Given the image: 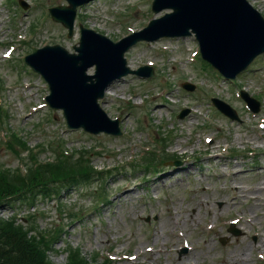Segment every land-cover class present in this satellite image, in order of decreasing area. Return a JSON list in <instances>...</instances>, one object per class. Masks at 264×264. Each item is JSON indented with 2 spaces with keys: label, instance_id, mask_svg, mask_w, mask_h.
<instances>
[{
  "label": "rangeland",
  "instance_id": "374dc122",
  "mask_svg": "<svg viewBox=\"0 0 264 264\" xmlns=\"http://www.w3.org/2000/svg\"><path fill=\"white\" fill-rule=\"evenodd\" d=\"M19 1L26 2L28 9ZM249 1L264 16V0ZM151 2L92 0L78 8L70 38L48 12L50 6L66 0H0V102L9 113L2 128L18 132L30 148L39 150L42 160L56 159L60 146L54 141L61 139L68 152L93 151L96 168L111 170L97 183L61 190V203L42 197L34 206L15 201L1 207L0 216L8 220L17 213L19 221L27 223L25 216L35 213L39 230L34 232L44 237L65 229L48 253L55 264H64L74 247L89 264H176L182 259L186 261L178 264H233L229 257L235 258V250L243 247L247 261L241 264H264V248L251 249L264 240V55L233 82L197 57L194 36L138 43L126 53L128 65L136 69L152 64L155 76L128 75L113 83L100 100L109 117L120 119L123 134L118 137L68 129L62 111L46 105L47 84L22 60L49 44L74 51L80 24L119 40L165 13L155 14ZM11 48L10 56H5ZM183 82L195 89L187 91ZM241 89L261 102L258 113L247 108ZM212 97L229 103L240 120L216 111ZM163 134L170 144L162 154H176L180 164L166 163L151 174L131 169L129 165L141 160L134 158L150 144L157 147L154 139L161 141ZM21 154L26 158L27 151ZM0 164L23 167L20 155L3 140ZM163 176L167 178L159 180ZM103 184L110 201L95 206ZM126 189L132 192L125 193ZM76 216L81 218L73 221ZM233 220L238 234L229 230ZM135 255L139 258L130 260Z\"/></svg>",
  "mask_w": 264,
  "mask_h": 264
},
{
  "label": "water",
  "instance_id": "95a60500",
  "mask_svg": "<svg viewBox=\"0 0 264 264\" xmlns=\"http://www.w3.org/2000/svg\"><path fill=\"white\" fill-rule=\"evenodd\" d=\"M68 1L69 6L54 7L50 12L72 35L77 6L88 0ZM153 9L155 12L172 9V12L152 20L143 31L120 42L82 27L80 45L75 46L78 53L55 45L26 57L27 63L48 81L51 94L47 101L52 107L64 110L69 127H83L93 133H121L119 120L109 119L98 99L113 80L131 72L124 53L138 40L194 33L203 57L232 78L264 53V17L248 0H154ZM93 65L96 73L89 75L87 70ZM185 87L194 88L189 84ZM242 96L252 109L259 110L257 100L246 91ZM214 102L231 118L238 119L230 105L219 99Z\"/></svg>",
  "mask_w": 264,
  "mask_h": 264
},
{
  "label": "trees",
  "instance_id": "16d2710c",
  "mask_svg": "<svg viewBox=\"0 0 264 264\" xmlns=\"http://www.w3.org/2000/svg\"><path fill=\"white\" fill-rule=\"evenodd\" d=\"M4 122V120L2 121ZM14 138L25 146L15 134ZM13 148V144H10ZM153 157V156H152ZM151 156L144 157L148 165ZM84 155L59 157L55 162L38 163L30 166L26 173L12 169H0V205L11 198L34 203L39 195L51 197L58 194L61 187L89 181L95 174L92 165L83 163ZM33 228L17 223L15 218L5 220L0 216V264H55L49 259L48 251L58 235L45 238L32 234ZM66 264H89L79 250H70Z\"/></svg>",
  "mask_w": 264,
  "mask_h": 264
},
{
  "label": "bare ground",
  "instance_id": "6f19581e",
  "mask_svg": "<svg viewBox=\"0 0 264 264\" xmlns=\"http://www.w3.org/2000/svg\"><path fill=\"white\" fill-rule=\"evenodd\" d=\"M109 91H107V93H108ZM211 149H219V148H215V147H213V146H211L210 147ZM217 157V156H216ZM219 157V156H218ZM164 178H167L166 176H163V177H161V178H159V180H163ZM127 192H132V191H129L128 189H126L125 190V193H127ZM244 220V219H243ZM264 240L263 239H261L260 241H259V243L258 244H255V245H251V249H256L257 247H258V245H260L261 246V248H264ZM177 245H175V246H172V248H175ZM246 251H247V247H243L242 249H237V250H235V258H230L229 257V259H230V261L233 263V264H241V263H245L246 261H247V259H246ZM192 252H194V250L192 249V250H190L189 251V253H192ZM188 253V254H189ZM196 253V252H195ZM193 255V254H192ZM195 255H197V254H195ZM194 255V256H195ZM190 256H191V254H190ZM247 256H249V254H247ZM240 257H243V259L242 258H240ZM182 259V258H181ZM227 260V259H226ZM186 260L185 259H182L181 261H177L176 262V264H178V263H184Z\"/></svg>",
  "mask_w": 264,
  "mask_h": 264
}]
</instances>
